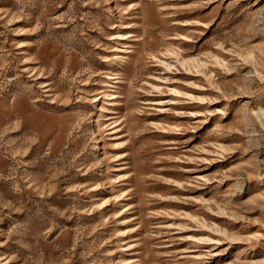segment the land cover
Segmentation results:
<instances>
[{
    "label": "rangeland",
    "instance_id": "rangeland-1",
    "mask_svg": "<svg viewBox=\"0 0 264 264\" xmlns=\"http://www.w3.org/2000/svg\"><path fill=\"white\" fill-rule=\"evenodd\" d=\"M0 264H264V0H0Z\"/></svg>",
    "mask_w": 264,
    "mask_h": 264
},
{
    "label": "bare ground",
    "instance_id": "bare-ground-1",
    "mask_svg": "<svg viewBox=\"0 0 264 264\" xmlns=\"http://www.w3.org/2000/svg\"><path fill=\"white\" fill-rule=\"evenodd\" d=\"M14 126V125H13ZM16 126V125H15ZM18 126V125H17Z\"/></svg>",
    "mask_w": 264,
    "mask_h": 264
}]
</instances>
